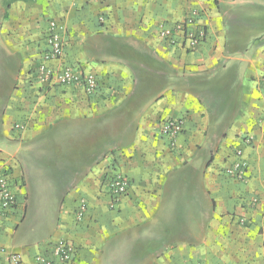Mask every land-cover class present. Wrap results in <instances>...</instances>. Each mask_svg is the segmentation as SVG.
Masks as SVG:
<instances>
[{"label":"crops","instance_id":"crops-1","mask_svg":"<svg viewBox=\"0 0 264 264\" xmlns=\"http://www.w3.org/2000/svg\"><path fill=\"white\" fill-rule=\"evenodd\" d=\"M194 7L206 8L200 47L187 52L161 41L159 25ZM257 9L256 0H0V58L16 56L18 65L0 111V168L10 167L18 182L17 206L0 228V264H11V254L19 264H38V255L52 264H264V31L252 32V16L258 23L264 15ZM51 21L64 29L63 63L97 75L94 95L35 81ZM167 117L184 120L174 141L159 133ZM15 123L25 128L13 130ZM25 144L56 145L71 166L60 174L66 187H27L17 157ZM240 147L245 179L226 172ZM113 167L130 189L110 207L103 181ZM39 189L59 199L41 242L45 222L41 214L38 224L36 208L47 211L53 201L34 197ZM82 200L88 209L78 219ZM60 238L75 246L69 263L53 255ZM126 245L131 251L121 250Z\"/></svg>","mask_w":264,"mask_h":264},{"label":"built area","instance_id":"built-area-1","mask_svg":"<svg viewBox=\"0 0 264 264\" xmlns=\"http://www.w3.org/2000/svg\"><path fill=\"white\" fill-rule=\"evenodd\" d=\"M205 12L206 8L194 7L182 20L173 23L162 22L158 27V37L169 46H181L187 52L196 51L208 35L207 24L203 22ZM63 30L57 22H50L47 36L49 48L43 54L42 60L35 70V81L47 88H75L83 91L86 95H94L100 86L97 75L62 61L66 46ZM53 61L61 62V65H54ZM260 88L264 92V76L260 80ZM12 128L13 130H22L25 125L15 123ZM183 129V119L167 117L160 123L159 133L174 141ZM253 140V135H247L244 138V142L248 146L253 143ZM247 169L248 164L244 158V151L241 147L237 148L232 165L226 172L232 177L245 179ZM103 182L111 194L110 207H114L129 193L130 178L121 169L114 167L107 169ZM14 187H18V182L13 178L12 169L10 167L0 168V228L3 225V220L17 206L18 195ZM87 209V201L82 200L77 210V218L82 219ZM75 252V246L69 239L60 238L53 243V255L63 263L71 262ZM36 259L38 264H52L51 258L46 255H38ZM9 261L11 264H19L20 257L11 254Z\"/></svg>","mask_w":264,"mask_h":264},{"label":"rangeland","instance_id":"rangeland-1","mask_svg":"<svg viewBox=\"0 0 264 264\" xmlns=\"http://www.w3.org/2000/svg\"><path fill=\"white\" fill-rule=\"evenodd\" d=\"M256 4H258L259 7L257 10L262 11V14L264 15V0H256ZM256 21L257 18L254 14L252 16V32L257 33L264 31V21H258L259 24ZM17 71L18 65L16 56H12L11 58H6V56L2 59L0 58V111L1 105L7 96V91L12 89L14 86L13 84L15 82ZM0 140L3 139L0 137ZM17 146L18 143L14 144L12 152L15 151ZM55 148L56 145L54 147L51 145H45L44 147L39 148L38 151H31L26 144L23 147H20L17 157L22 164L27 187H66L67 183L63 184L60 182V174L71 169V166L62 162V160L58 157L59 153ZM63 182H66V179H64ZM33 194L34 197L37 196V199H40L48 197L51 193L47 192L46 189H39V191H36ZM48 199L51 203L53 201V206L49 207L47 211H45L46 209H40L39 207L36 208V220L38 224L41 220V214H43L42 225L45 222L44 227L40 226L37 229V232L46 231L42 237L35 238V240L38 241L45 240V238L49 236V232L51 231V222L54 221L52 220V217L56 216L58 213L59 199H52L51 197H48ZM130 245L121 247V250L122 248H129V251H131Z\"/></svg>","mask_w":264,"mask_h":264}]
</instances>
